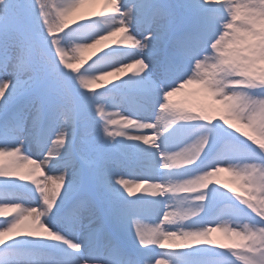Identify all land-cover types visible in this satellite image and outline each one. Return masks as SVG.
Listing matches in <instances>:
<instances>
[{
	"label": "snow or ice",
	"instance_id": "snow-or-ice-1",
	"mask_svg": "<svg viewBox=\"0 0 264 264\" xmlns=\"http://www.w3.org/2000/svg\"><path fill=\"white\" fill-rule=\"evenodd\" d=\"M84 2L0 0V264H264V0Z\"/></svg>",
	"mask_w": 264,
	"mask_h": 264
},
{
	"label": "bare ground",
	"instance_id": "bare-ground-1",
	"mask_svg": "<svg viewBox=\"0 0 264 264\" xmlns=\"http://www.w3.org/2000/svg\"><path fill=\"white\" fill-rule=\"evenodd\" d=\"M49 2H51V0H49ZM105 9V2L104 0H85V2L77 9L76 12H74L72 15H73V18L74 19H79L81 16H93V15H97L101 12H103ZM123 35V34H118L117 37H114L112 39H119L120 36ZM66 52L69 56L72 55V50H71V47H68L66 46ZM70 62H74V61H70ZM107 80H111L113 79L112 77H108L106 78ZM197 87V85H190L188 86L187 89H185L183 92L181 93H177L174 95L173 97V100H177V101H184L190 90H193ZM115 109H107V112L108 113H111V114H114L115 113ZM114 118H117L119 119V117H115ZM53 139L55 140V137H53ZM49 147H52V145H49ZM35 157H39V156H35ZM8 159H11V158H5V160L7 161ZM30 167V166H29ZM18 171L24 173V172H27L28 171V167H22V168H19L17 169ZM44 172L47 173V169H44ZM51 175V174H50ZM219 176H221V178H225L227 177L228 180H231L232 179V174L230 172H221L219 174ZM131 180V179H129ZM233 180V179H232ZM14 211L13 209H5L4 212L7 214L9 212H12ZM146 226H150V223H145ZM220 235H223L222 233H214V236L217 238L219 237ZM225 239V238H224Z\"/></svg>",
	"mask_w": 264,
	"mask_h": 264
},
{
	"label": "rangeland",
	"instance_id": "rangeland-1",
	"mask_svg": "<svg viewBox=\"0 0 264 264\" xmlns=\"http://www.w3.org/2000/svg\"><path fill=\"white\" fill-rule=\"evenodd\" d=\"M49 2V0H48ZM189 94L187 96V98L183 101L186 102L190 105L193 106H199L201 104L203 105H216L219 106L218 101L211 97L210 95H208L207 93L203 92L202 90H199V86H197L195 89L188 91ZM221 113L217 112L215 113V115L217 116V118H219V115ZM40 157H38V159L36 158V160H39ZM127 179H133V177H126ZM219 179H221L225 184H227L229 186V188H236L238 191H240L239 188V184L235 183L232 179L228 180L227 177L225 178H221V176L218 177ZM144 223H150V221H145ZM217 239L222 240L224 242H227L223 235H220L219 237H217ZM169 244H171V242H168Z\"/></svg>",
	"mask_w": 264,
	"mask_h": 264
}]
</instances>
